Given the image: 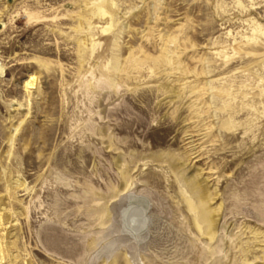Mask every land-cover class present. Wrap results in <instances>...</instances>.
Wrapping results in <instances>:
<instances>
[{
	"label": "rangeland",
	"instance_id": "374dc122",
	"mask_svg": "<svg viewBox=\"0 0 264 264\" xmlns=\"http://www.w3.org/2000/svg\"><path fill=\"white\" fill-rule=\"evenodd\" d=\"M0 67L2 264H264V0H0Z\"/></svg>",
	"mask_w": 264,
	"mask_h": 264
},
{
	"label": "bare ground",
	"instance_id": "6f19581e",
	"mask_svg": "<svg viewBox=\"0 0 264 264\" xmlns=\"http://www.w3.org/2000/svg\"><path fill=\"white\" fill-rule=\"evenodd\" d=\"M168 48V47H167ZM166 51V50H165ZM182 66V65H181ZM183 67V69L184 68H186V67H184V66H182ZM182 67H180V68H182ZM0 70L2 71V68L0 67ZM186 70H187V68H186ZM182 71V70H181ZM188 71V70H187ZM191 71V70H190ZM37 78H38V76H37V74L36 73H32L31 75H30V79L29 80H27L26 81V87L27 88H32V86H34V83H35V81L37 80ZM34 88V87H33ZM203 191L205 192L206 190L203 188ZM203 197H205V193H203V195H202ZM0 223H2V216L0 217ZM213 224V225H212ZM214 224L216 225V218L214 217L213 218V220L211 221V224H210V227H209V231L210 232H213L214 231V229H215V226H214ZM1 225H3V224H1ZM1 233V232H0ZM1 253H2V257L0 258V264H2V261L4 260V258L6 257V252H5V249L4 248H2V251H1ZM11 261V260H10Z\"/></svg>",
	"mask_w": 264,
	"mask_h": 264
}]
</instances>
